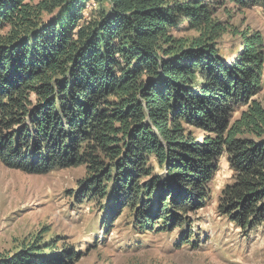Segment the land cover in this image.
Instances as JSON below:
<instances>
[{
    "label": "trees",
    "instance_id": "1",
    "mask_svg": "<svg viewBox=\"0 0 264 264\" xmlns=\"http://www.w3.org/2000/svg\"><path fill=\"white\" fill-rule=\"evenodd\" d=\"M254 8L264 13V0H0V165L35 176L83 167L74 201L99 209L104 229L125 216L136 233L183 238L225 160L216 214L255 233L264 35L232 13ZM54 251L35 243L0 264L78 259Z\"/></svg>",
    "mask_w": 264,
    "mask_h": 264
},
{
    "label": "rangeland",
    "instance_id": "2",
    "mask_svg": "<svg viewBox=\"0 0 264 264\" xmlns=\"http://www.w3.org/2000/svg\"><path fill=\"white\" fill-rule=\"evenodd\" d=\"M232 13L233 23L264 35L260 9ZM259 100H264V87ZM231 176L222 160L211 183V200L190 215L192 232L182 238L183 229L136 233L125 216L104 229L99 209L74 201L83 167L35 176L0 165V256H12L35 243H51L59 255L75 252L74 264H264V226L244 238L216 214L217 195Z\"/></svg>",
    "mask_w": 264,
    "mask_h": 264
}]
</instances>
